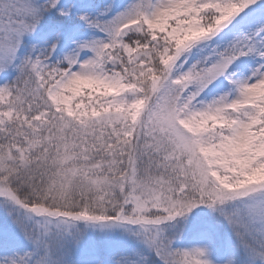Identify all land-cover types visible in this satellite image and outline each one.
I'll return each mask as SVG.
<instances>
[{
	"label": "snow or ice",
	"instance_id": "6c2138e0",
	"mask_svg": "<svg viewBox=\"0 0 264 264\" xmlns=\"http://www.w3.org/2000/svg\"><path fill=\"white\" fill-rule=\"evenodd\" d=\"M0 264H264V0H0Z\"/></svg>",
	"mask_w": 264,
	"mask_h": 264
},
{
	"label": "rangeland",
	"instance_id": "374dc122",
	"mask_svg": "<svg viewBox=\"0 0 264 264\" xmlns=\"http://www.w3.org/2000/svg\"><path fill=\"white\" fill-rule=\"evenodd\" d=\"M240 63H242L241 61H240ZM255 63V59L252 57V59H250V63H248V64H244V65H252V64H254ZM243 64V63H242Z\"/></svg>",
	"mask_w": 264,
	"mask_h": 264
}]
</instances>
